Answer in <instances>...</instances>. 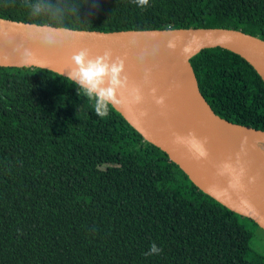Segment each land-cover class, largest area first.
Wrapping results in <instances>:
<instances>
[{
	"label": "trees",
	"instance_id": "16d2710c",
	"mask_svg": "<svg viewBox=\"0 0 264 264\" xmlns=\"http://www.w3.org/2000/svg\"><path fill=\"white\" fill-rule=\"evenodd\" d=\"M82 30L224 28L264 40V0H81ZM0 18L25 22L19 7ZM213 112L264 132V82L221 48L189 60ZM112 107L66 77L0 67V264H264L252 233ZM252 224L257 226L253 221ZM155 242L160 255L146 256Z\"/></svg>",
	"mask_w": 264,
	"mask_h": 264
},
{
	"label": "water",
	"instance_id": "95a60500",
	"mask_svg": "<svg viewBox=\"0 0 264 264\" xmlns=\"http://www.w3.org/2000/svg\"><path fill=\"white\" fill-rule=\"evenodd\" d=\"M22 25L20 21L0 18V67L38 68L26 67L19 62L15 43L19 44L21 37L15 34L14 29ZM82 31L78 47L89 48L92 56L103 55L105 50L110 49L113 59L120 56L125 60L129 87L140 86L143 90L141 104L118 105L113 107L114 110L145 142L165 153L202 193L236 215L253 221L264 231V177L260 175L245 144L243 160L247 175L243 181L245 189L240 192L227 188V178L216 175V166L223 161H197L186 148L172 142L174 133L184 135L192 131L198 137H206L221 145L226 150L227 160L231 158L234 161L243 142L242 132L264 136L263 131L232 124L217 116L203 98L189 62L203 50L221 48L244 59L264 82V40L224 28ZM132 39L137 41L135 47L129 44ZM168 40L175 41L174 50L166 47ZM154 47L159 48L155 58L147 57L140 65L138 58L141 52L145 49L151 51ZM185 47L189 49L187 53L184 52ZM69 54L38 52L37 55L47 65L39 69L67 77L70 65L61 58H67ZM145 70L151 73L149 83L143 80ZM151 88L157 89V96L166 97L163 108L154 103ZM124 95L127 96V92ZM141 112L146 115L141 116ZM248 177H255L254 182L250 183Z\"/></svg>",
	"mask_w": 264,
	"mask_h": 264
},
{
	"label": "clouds",
	"instance_id": "9594fccd",
	"mask_svg": "<svg viewBox=\"0 0 264 264\" xmlns=\"http://www.w3.org/2000/svg\"><path fill=\"white\" fill-rule=\"evenodd\" d=\"M139 7H146L149 0H133ZM81 0H0V10L19 7L26 11L27 20L23 25L14 29L15 34L21 37L15 50L19 53V62L24 66L47 67L38 52H69L68 61L70 71L66 79L77 86L78 95H83L92 102L95 113L100 118H106L112 107L129 104L139 105L144 100L143 90L140 86L129 87V78L125 74V60L120 56L113 59L112 51L105 50L103 55L92 56L87 47H78L83 35L80 22ZM93 8L95 0H92ZM7 35V33L5 34ZM130 46L137 45L136 39L129 41ZM168 49L174 50L176 43L168 40ZM189 49L184 48L187 53ZM159 48L151 51L143 50L138 58V63L143 65L147 57L155 58ZM65 72V71H64ZM63 72V73H64ZM62 73V75H63ZM150 70H145L143 80L150 82ZM127 92V96L124 93ZM157 89L151 88L154 103L163 108L166 97L157 96ZM146 113L141 112V116ZM174 144L187 149L193 159L207 160L209 151L206 147L207 138L198 137L195 132L187 134H173ZM244 143L236 153L235 160L229 158L216 166V175L227 178V188L234 191H244V178L247 168L243 160ZM249 182H254L255 177H248ZM163 249L155 242L150 245L146 256L160 255Z\"/></svg>",
	"mask_w": 264,
	"mask_h": 264
},
{
	"label": "bare ground",
	"instance_id": "6f19581e",
	"mask_svg": "<svg viewBox=\"0 0 264 264\" xmlns=\"http://www.w3.org/2000/svg\"><path fill=\"white\" fill-rule=\"evenodd\" d=\"M61 59L65 60L64 62H69L68 57ZM241 135L256 168L260 175L264 177V136L250 132H242ZM207 141L206 147L209 151L208 159L216 162L227 160L226 150L221 145L210 140Z\"/></svg>",
	"mask_w": 264,
	"mask_h": 264
},
{
	"label": "rangeland",
	"instance_id": "374dc122",
	"mask_svg": "<svg viewBox=\"0 0 264 264\" xmlns=\"http://www.w3.org/2000/svg\"><path fill=\"white\" fill-rule=\"evenodd\" d=\"M239 223L252 233L247 259L252 260L256 255L264 256V231L244 218H239Z\"/></svg>",
	"mask_w": 264,
	"mask_h": 264
}]
</instances>
